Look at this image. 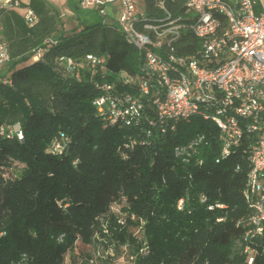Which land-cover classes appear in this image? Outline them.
Wrapping results in <instances>:
<instances>
[{
	"label": "trees",
	"instance_id": "16d2710c",
	"mask_svg": "<svg viewBox=\"0 0 264 264\" xmlns=\"http://www.w3.org/2000/svg\"><path fill=\"white\" fill-rule=\"evenodd\" d=\"M142 1L148 16H163L160 0ZM185 1L165 4L184 16ZM68 6L78 21L69 30L48 0L0 6L11 57L0 70V264H66L68 253L70 264H92L111 251L134 264H250L247 248L251 264H264V232L245 240L248 148L222 156L212 121L198 115L161 131L148 98L130 124L105 118L95 99L139 94L122 73L138 75L143 55L112 24L85 18L79 0ZM192 41L183 35L179 54ZM62 57L81 65L68 73ZM202 134L188 163L175 156Z\"/></svg>",
	"mask_w": 264,
	"mask_h": 264
},
{
	"label": "built area",
	"instance_id": "2783aa9c",
	"mask_svg": "<svg viewBox=\"0 0 264 264\" xmlns=\"http://www.w3.org/2000/svg\"><path fill=\"white\" fill-rule=\"evenodd\" d=\"M20 3L9 0L0 6L11 9ZM185 3L184 16H174L165 0H160L158 6L163 16L151 17L137 0H79L82 9L97 11L105 24H112L143 55L138 75L122 73L129 83H136L139 94L113 97L105 93L94 104L112 122L130 124L140 116L141 99L148 98L154 108L150 124L161 131L179 119L198 115L212 121L222 156L246 146L250 171L243 194L249 207L251 228L245 235L248 240L264 232V0H186ZM108 9L119 15L117 21H106ZM24 18L30 25L37 21L31 8H25ZM183 35L191 36L193 41L184 47L189 49L188 53L179 54L177 44ZM50 42L56 43L53 39ZM44 51L39 49L35 59ZM10 59L8 44L0 35V70ZM88 59L93 63L103 62L91 55ZM60 61L68 73L81 65L69 57ZM104 89L110 90L111 86L105 85ZM15 131H19V126ZM61 139L69 141L64 134ZM205 140L202 134L187 146H176L174 154L188 163ZM64 142L56 140L52 150L61 151ZM247 251L251 264L253 250L247 248ZM100 255V252L94 255L92 264H98Z\"/></svg>",
	"mask_w": 264,
	"mask_h": 264
},
{
	"label": "rangeland",
	"instance_id": "374dc122",
	"mask_svg": "<svg viewBox=\"0 0 264 264\" xmlns=\"http://www.w3.org/2000/svg\"><path fill=\"white\" fill-rule=\"evenodd\" d=\"M138 4L140 6L144 7V3L142 0H137ZM2 2H0L1 4ZM85 18H87L90 22H103V17L97 12V11H89L87 10L85 12ZM61 14H64L62 16V25L66 29H73L77 25V22L74 20L73 17L68 16L66 13L65 9L61 10ZM119 19V15L115 16V12H113V9H108V15L106 17V21L108 22H115ZM105 21V22H106ZM104 23V22H103ZM71 260V253H68L66 257V264H70ZM97 263L98 264H134V260L126 253L123 251H120L119 254H112L109 252V254H103L101 253L100 256L97 257Z\"/></svg>",
	"mask_w": 264,
	"mask_h": 264
},
{
	"label": "crops",
	"instance_id": "0c3cea01",
	"mask_svg": "<svg viewBox=\"0 0 264 264\" xmlns=\"http://www.w3.org/2000/svg\"><path fill=\"white\" fill-rule=\"evenodd\" d=\"M9 0H0V2H2L1 4H5L6 2H8ZM22 3H29L30 0H20ZM51 4L57 6L60 10L65 9L66 13L68 14V16H71L74 18V20L77 22L78 21L76 19V16L74 15V13L70 10L69 6H68V2L69 0H48ZM113 12H115V10H113ZM116 14V13H115ZM64 14H61V16H63ZM77 26V25H76ZM75 26V27H76ZM69 30V29H68Z\"/></svg>",
	"mask_w": 264,
	"mask_h": 264
}]
</instances>
